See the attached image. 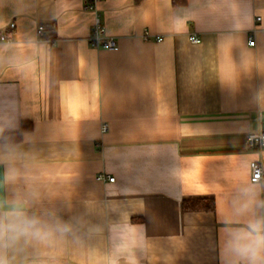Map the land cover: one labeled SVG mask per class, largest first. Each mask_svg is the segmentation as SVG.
I'll list each match as a JSON object with an SVG mask.
<instances>
[{"label": "crops", "instance_id": "obj_1", "mask_svg": "<svg viewBox=\"0 0 264 264\" xmlns=\"http://www.w3.org/2000/svg\"><path fill=\"white\" fill-rule=\"evenodd\" d=\"M177 3L0 0V221L53 227L9 264H264V0Z\"/></svg>", "mask_w": 264, "mask_h": 264}, {"label": "built area", "instance_id": "obj_2", "mask_svg": "<svg viewBox=\"0 0 264 264\" xmlns=\"http://www.w3.org/2000/svg\"><path fill=\"white\" fill-rule=\"evenodd\" d=\"M88 8L91 11L96 12V6H95V2L93 4H87ZM95 22V26L94 29L91 33V37L89 38V44L96 49H106L108 51H118L119 48V44L116 38L114 37H108L105 34L104 28L102 27V23L99 20V18L97 17ZM16 28V24L15 23H11V25L7 28L6 32H1L0 33V41L1 42H5V43H10L12 42L13 38V32ZM45 33H46V27L43 25H40V27L37 30V35L39 38H41L42 40L45 39ZM162 38H158V41H162ZM189 40L192 44L194 45H198L201 43V38L192 35L189 37ZM250 46L254 47L255 46V42L253 39H251L249 41ZM108 130V126L105 125L103 127V132H106ZM247 144L249 145L250 149L253 150H264V132H259V133H255V134H250L248 136L247 139ZM250 172H251V183L253 184H260V183H264V168L262 163L259 162H252L250 165ZM97 180L99 182H103V181H108L110 183H114L115 179L111 178V177H106L105 175H99L97 177Z\"/></svg>", "mask_w": 264, "mask_h": 264}, {"label": "clouds", "instance_id": "obj_3", "mask_svg": "<svg viewBox=\"0 0 264 264\" xmlns=\"http://www.w3.org/2000/svg\"><path fill=\"white\" fill-rule=\"evenodd\" d=\"M52 230V226L35 217H24L18 222L7 224L0 221V264H9L8 259L3 254L4 250L18 241L20 237H46ZM54 230L66 232L69 230V226L67 224H57L54 226Z\"/></svg>", "mask_w": 264, "mask_h": 264}, {"label": "trees", "instance_id": "obj_4", "mask_svg": "<svg viewBox=\"0 0 264 264\" xmlns=\"http://www.w3.org/2000/svg\"><path fill=\"white\" fill-rule=\"evenodd\" d=\"M177 3V0H174V3ZM178 4V3H177ZM28 125H24L23 131L18 135V141L21 140V135L25 132H28L30 130V127H27ZM183 210L185 212H213L215 211L216 203L213 199L210 198H197V199H189L184 200L183 202Z\"/></svg>", "mask_w": 264, "mask_h": 264}]
</instances>
